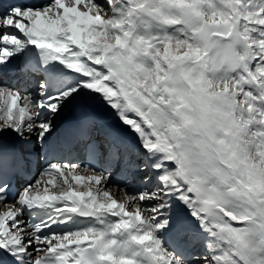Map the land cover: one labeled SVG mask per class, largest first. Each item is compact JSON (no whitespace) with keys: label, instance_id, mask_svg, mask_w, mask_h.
Listing matches in <instances>:
<instances>
[{"label":"snow or ice","instance_id":"1","mask_svg":"<svg viewBox=\"0 0 264 264\" xmlns=\"http://www.w3.org/2000/svg\"><path fill=\"white\" fill-rule=\"evenodd\" d=\"M0 264H264V0H0Z\"/></svg>","mask_w":264,"mask_h":264},{"label":"rangeland","instance_id":"2","mask_svg":"<svg viewBox=\"0 0 264 264\" xmlns=\"http://www.w3.org/2000/svg\"><path fill=\"white\" fill-rule=\"evenodd\" d=\"M115 191V190H114Z\"/></svg>","mask_w":264,"mask_h":264}]
</instances>
